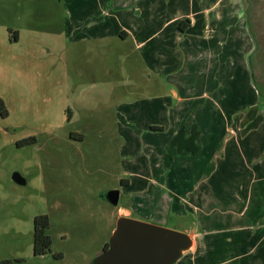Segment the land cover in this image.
Instances as JSON below:
<instances>
[{"label":"rangeland","instance_id":"1","mask_svg":"<svg viewBox=\"0 0 264 264\" xmlns=\"http://www.w3.org/2000/svg\"><path fill=\"white\" fill-rule=\"evenodd\" d=\"M165 1L0 0V264H90L124 216L121 210L187 233L171 210L182 204L180 196L197 191L198 197L207 184L192 190V181L181 182L176 167H169L174 137L151 130L164 119L161 103L156 88H142L149 84L144 73L157 67L152 48L171 29L162 28L165 18L191 0ZM251 1L255 73V65H264V0ZM142 24L149 36L156 33L150 50L136 49ZM135 25L140 38L122 43L120 29ZM147 59L150 65H140ZM14 173L25 185L12 180ZM111 190L119 191L117 206L104 199ZM44 215L52 245L35 256L34 219ZM212 220L225 224L218 213ZM244 248L248 255L234 258L238 247H207L197 238L195 252L174 264H190L192 255L204 259L207 249L213 261L260 264L262 247Z\"/></svg>","mask_w":264,"mask_h":264},{"label":"crops","instance_id":"2","mask_svg":"<svg viewBox=\"0 0 264 264\" xmlns=\"http://www.w3.org/2000/svg\"><path fill=\"white\" fill-rule=\"evenodd\" d=\"M252 2L191 0L187 9L165 18L162 28L169 25L171 29L153 48L149 43L156 33L149 36L145 24L141 38L135 35L136 25L131 30L121 28L119 37L122 43L140 38L136 49L152 48L151 54L157 58L153 64L157 67L144 73L149 84H142L144 91L157 89L159 115L164 118L151 130L169 132L170 137L182 130V144L195 136L198 152L178 153L171 147L176 154L169 166L176 167L181 182L192 181V190L199 183L207 184L199 189L198 197L197 191L190 192L192 197L180 196L182 204L170 213L191 236L193 244L188 251L195 252L197 238L207 247L216 242L238 247L234 258L248 255L244 247L259 246L262 250L256 261L264 264V65H255L252 72L250 57L255 49L247 23L248 7H255L256 1ZM142 62L140 65H150L148 59ZM256 119L259 123L251 126ZM193 147L187 145V149ZM185 166H191V171L186 172ZM194 197L196 201L190 200ZM120 213L131 217L128 211ZM214 213L225 224L214 225V220L210 221ZM206 253L204 259L192 255L190 264L230 261L225 257L213 261L212 249Z\"/></svg>","mask_w":264,"mask_h":264},{"label":"water","instance_id":"3","mask_svg":"<svg viewBox=\"0 0 264 264\" xmlns=\"http://www.w3.org/2000/svg\"><path fill=\"white\" fill-rule=\"evenodd\" d=\"M12 180L25 185L18 173L12 175ZM104 199L117 206L119 191H108ZM192 244L187 233L121 216L116 221L107 249H103L90 264H174Z\"/></svg>","mask_w":264,"mask_h":264},{"label":"trees","instance_id":"4","mask_svg":"<svg viewBox=\"0 0 264 264\" xmlns=\"http://www.w3.org/2000/svg\"><path fill=\"white\" fill-rule=\"evenodd\" d=\"M17 37L14 38L16 40ZM1 105V102H0ZM2 117H5L6 114L1 113ZM184 132L182 130H179L177 135L174 137V139L171 142V147H175L177 149L178 153H181L182 151H189L192 154H196L198 152V147L195 146V136L192 135L189 137V140L185 144L181 143L182 137ZM189 143L193 144V148L187 149V145ZM171 158L167 156V162H170ZM48 218L44 216H37L34 219V228H33V246L32 251L35 256H42L47 254L50 251L52 241L51 237L48 234ZM108 245L105 244L103 249H107ZM58 257H61L59 255Z\"/></svg>","mask_w":264,"mask_h":264},{"label":"flooded vegetation","instance_id":"5","mask_svg":"<svg viewBox=\"0 0 264 264\" xmlns=\"http://www.w3.org/2000/svg\"><path fill=\"white\" fill-rule=\"evenodd\" d=\"M34 228V227H33Z\"/></svg>","mask_w":264,"mask_h":264}]
</instances>
